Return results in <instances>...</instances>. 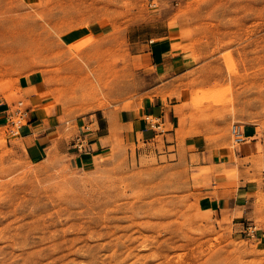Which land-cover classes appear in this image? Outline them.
Wrapping results in <instances>:
<instances>
[{
  "label": "rangeland",
  "instance_id": "374dc122",
  "mask_svg": "<svg viewBox=\"0 0 264 264\" xmlns=\"http://www.w3.org/2000/svg\"><path fill=\"white\" fill-rule=\"evenodd\" d=\"M165 38L198 66L178 97L230 160L239 224L215 211L222 185L197 182L166 146V125L84 165L58 152L30 160L4 126L0 264H264V0H0V101L23 100L19 78L37 74L82 134L102 111L143 105L159 82L148 41ZM233 122L255 136L234 146Z\"/></svg>",
  "mask_w": 264,
  "mask_h": 264
},
{
  "label": "crops",
  "instance_id": "0c3cea01",
  "mask_svg": "<svg viewBox=\"0 0 264 264\" xmlns=\"http://www.w3.org/2000/svg\"><path fill=\"white\" fill-rule=\"evenodd\" d=\"M145 54L159 82L145 92L148 96L141 107L108 109L102 111L101 116L95 115V119L90 122L93 129L89 126L82 128L84 134L81 135L88 141L83 152L74 145L80 130L75 132L66 128L68 122L62 121V115L57 108L48 106L46 86L42 78L33 73L22 75L18 86L28 110V117L15 137L18 139V147H22L23 153L30 160L37 161L48 152H58L73 158L76 164L84 165L94 157L96 148L105 149L115 142H138L140 138L154 139L157 135L147 120L154 116L159 120V125L161 123L167 127L162 134L166 146L174 149L173 155L177 154L186 160L195 180L208 181L210 187L222 185L215 191V211L227 224L237 226L240 222L237 211L243 206L239 199L242 189L235 188L233 184L229 186L227 171L230 160L220 157L219 152L214 149L217 147L215 140L207 138L211 127L200 118L202 111L193 108L189 96L178 97L184 87L180 83H186L191 72L198 66L192 62L189 54L177 53L171 40L167 38L150 39ZM162 92L168 93L165 102L160 94ZM43 93L46 94L45 97L41 96ZM37 102L41 107H34ZM8 105L0 101V128L6 126ZM88 129L91 130L90 133ZM243 131L250 138L256 134V128L249 125H243ZM205 169L209 172L206 173ZM224 185L228 187L225 188ZM241 217H244V213Z\"/></svg>",
  "mask_w": 264,
  "mask_h": 264
},
{
  "label": "built area",
  "instance_id": "2783aa9c",
  "mask_svg": "<svg viewBox=\"0 0 264 264\" xmlns=\"http://www.w3.org/2000/svg\"><path fill=\"white\" fill-rule=\"evenodd\" d=\"M28 117V110L26 109L25 104L22 100H18L17 102L13 103L12 105H8V109L6 111V126L9 130L10 135L17 136L19 134V130L21 126H23L26 123V119ZM148 120V119H147ZM151 127L153 129H159L160 125L158 122L151 123V121L148 120ZM86 129V127H84ZM231 141L234 144V146L240 145L245 143L250 137L245 136L243 131V125L238 122H233L229 129ZM84 134V131L82 132ZM87 139L84 135L79 134L75 139V147L82 151L87 146ZM249 231L248 233H253L250 231L251 226L248 227Z\"/></svg>",
  "mask_w": 264,
  "mask_h": 264
},
{
  "label": "bare ground",
  "instance_id": "6f19581e",
  "mask_svg": "<svg viewBox=\"0 0 264 264\" xmlns=\"http://www.w3.org/2000/svg\"><path fill=\"white\" fill-rule=\"evenodd\" d=\"M39 106V105H38Z\"/></svg>",
  "mask_w": 264,
  "mask_h": 264
}]
</instances>
